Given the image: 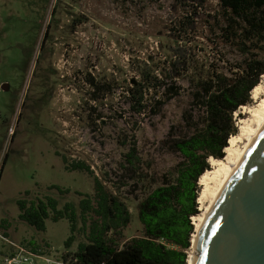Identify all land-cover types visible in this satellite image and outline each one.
I'll return each instance as SVG.
<instances>
[{"label": "rangeland", "instance_id": "374dc122", "mask_svg": "<svg viewBox=\"0 0 264 264\" xmlns=\"http://www.w3.org/2000/svg\"><path fill=\"white\" fill-rule=\"evenodd\" d=\"M219 12L215 0L207 1L197 15L175 0L158 4L0 0V264L12 254L13 243L60 262L64 254L76 252L87 242L79 231L73 246L66 249L71 236L66 219L46 220V232H41L20 219L18 207L21 200L30 203L50 196L59 200L61 209L70 203L80 213L78 194L94 195V179L67 171L75 163H86L126 203L131 222L121 246L143 235L136 196L141 198L145 189L135 194L126 184L125 157L135 141L142 170L151 179L176 166L180 158L173 138L184 132L188 106L183 94L189 85L187 79H179L183 97L142 115L130 110L129 90L141 80L139 72L145 63L167 65V58L177 61L186 56L191 69L188 77L237 72L244 59L221 42L210 19ZM191 16H200L195 19L196 33L176 32L180 22ZM89 78L110 87L103 102L93 100ZM263 99L264 93L255 100L252 92V103L234 115L238 128L234 149L243 146L239 138L253 120L250 111ZM10 128L15 131L13 137H9ZM120 182H125V188L117 191ZM51 186L70 193L49 191ZM200 190L201 196L204 187ZM191 252L192 248L187 251L188 264ZM38 262L46 264L42 259Z\"/></svg>", "mask_w": 264, "mask_h": 264}, {"label": "trees", "instance_id": "16d2710c", "mask_svg": "<svg viewBox=\"0 0 264 264\" xmlns=\"http://www.w3.org/2000/svg\"><path fill=\"white\" fill-rule=\"evenodd\" d=\"M114 1L136 3L138 0ZM175 1L193 9L197 15L198 9L209 0ZM215 1L220 12L210 19L215 22L221 42L244 59L238 71L232 74L210 71L206 77H188L191 69L186 56L177 61L167 58V65L145 63L139 72L141 80L129 90L130 110L142 115L155 108L162 109L166 103L180 97L183 89L179 79H187L189 85L187 94H183L188 106L183 114L184 132L173 138V149L180 158L176 166L159 179H151L149 173L144 174L142 170L135 141L125 157L123 170L129 175L123 177L128 181L126 184L135 194L142 187L145 189L141 198L136 196L143 235L121 246L124 231L131 222L130 211L122 198L108 190L84 162L67 166V171L84 173L94 179V195L78 194L82 197L80 213L70 203L61 209L59 200L50 196L30 203L18 202L20 219L38 231L46 232L48 219L56 223L66 219L71 226L66 249L75 243L77 232L86 236L87 242L80 244L76 252L64 254L61 264H188L187 251L193 247L196 230L193 218L201 213L199 182L211 170V159L225 158L231 138L238 134L234 115L252 103V92L264 76V0ZM199 17L185 18L176 32L196 33L195 19ZM87 81L93 87V100L103 102L109 95L108 84L97 83L92 78ZM124 184L120 182L116 190L121 191ZM48 190L61 195L70 193L57 186ZM79 223L82 228H78Z\"/></svg>", "mask_w": 264, "mask_h": 264}, {"label": "water", "instance_id": "95a60500", "mask_svg": "<svg viewBox=\"0 0 264 264\" xmlns=\"http://www.w3.org/2000/svg\"><path fill=\"white\" fill-rule=\"evenodd\" d=\"M195 264H264V131L210 216Z\"/></svg>", "mask_w": 264, "mask_h": 264}, {"label": "bare ground", "instance_id": "6f19581e", "mask_svg": "<svg viewBox=\"0 0 264 264\" xmlns=\"http://www.w3.org/2000/svg\"><path fill=\"white\" fill-rule=\"evenodd\" d=\"M262 86L259 85L253 91L255 100H259L264 93ZM250 112L253 114V120L242 130V138H239L243 146L240 149H234L237 146L238 139L232 137L229 143L230 146L225 150V158L223 160L211 159L213 169L206 172L199 182L200 186L204 187L203 193L199 197L202 214L194 218L196 232L193 236V247L189 257V264H195L196 262L198 254L196 251L197 244L210 216L218 206L249 151L264 131V99Z\"/></svg>", "mask_w": 264, "mask_h": 264}, {"label": "built area", "instance_id": "2783aa9c", "mask_svg": "<svg viewBox=\"0 0 264 264\" xmlns=\"http://www.w3.org/2000/svg\"><path fill=\"white\" fill-rule=\"evenodd\" d=\"M14 133V129L10 128L9 137H13ZM12 246L13 252L10 257H7L4 260V264H39V259H42L46 264H61L60 262H55L45 257L42 258L25 246H19L14 243L12 244Z\"/></svg>", "mask_w": 264, "mask_h": 264}]
</instances>
